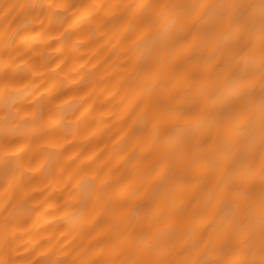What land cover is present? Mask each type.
Here are the masks:
<instances>
[{"label": "bare ground", "instance_id": "obj_1", "mask_svg": "<svg viewBox=\"0 0 264 264\" xmlns=\"http://www.w3.org/2000/svg\"><path fill=\"white\" fill-rule=\"evenodd\" d=\"M0 264H264V0H0Z\"/></svg>", "mask_w": 264, "mask_h": 264}]
</instances>
